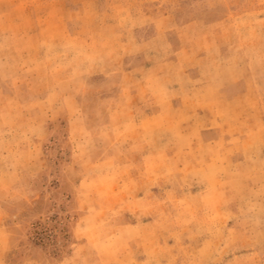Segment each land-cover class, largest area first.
Wrapping results in <instances>:
<instances>
[{"label":"rangeland","instance_id":"obj_1","mask_svg":"<svg viewBox=\"0 0 264 264\" xmlns=\"http://www.w3.org/2000/svg\"><path fill=\"white\" fill-rule=\"evenodd\" d=\"M0 264H264V0H0Z\"/></svg>","mask_w":264,"mask_h":264}]
</instances>
